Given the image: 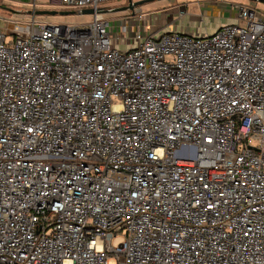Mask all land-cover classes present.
Masks as SVG:
<instances>
[{"label": "built area", "instance_id": "2783aa9c", "mask_svg": "<svg viewBox=\"0 0 264 264\" xmlns=\"http://www.w3.org/2000/svg\"><path fill=\"white\" fill-rule=\"evenodd\" d=\"M105 1L0 31V264H264V15L120 49Z\"/></svg>", "mask_w": 264, "mask_h": 264}, {"label": "rangeland", "instance_id": "374dc122", "mask_svg": "<svg viewBox=\"0 0 264 264\" xmlns=\"http://www.w3.org/2000/svg\"><path fill=\"white\" fill-rule=\"evenodd\" d=\"M198 1L199 0H155L143 4L141 6L142 10L140 8H135V15H133V11L131 10H124L118 12H108L105 14V17L110 20V31L116 45L118 44V38L122 35V40L119 44V47L121 48L127 45V40L129 38H134L137 33L135 31H138L140 28L139 25H135L132 21L134 19L140 21H143L144 19L146 20V16H143L144 12H148L147 21L152 24L153 30H160V32H182L187 34L195 33L199 35H211L225 22H227L225 24L231 23L232 21L238 23V11H233L234 14L228 13V16H223V12L217 15H208L206 20L203 19V22L201 23V13H204V11H201V9H199V11L197 10ZM101 4L102 7H106L107 9H115L127 6L129 4V0H110L102 2ZM49 10L62 12L73 11L75 9H71L63 5H57L50 7ZM181 10L184 11L183 15L180 14ZM28 18L29 17L25 13L19 15L13 10L4 7V9H0V31L4 33H12L14 31V23L16 21H20L16 19L25 20ZM42 18L49 23L83 24L92 21L93 15L80 14L77 11L75 14H48L43 15ZM125 22L129 25L132 24L129 27H131L133 31L130 28L128 30V26L125 25ZM120 239L121 237L114 239V245H116ZM110 264H115V262L112 261Z\"/></svg>", "mask_w": 264, "mask_h": 264}, {"label": "crops", "instance_id": "0c3cea01", "mask_svg": "<svg viewBox=\"0 0 264 264\" xmlns=\"http://www.w3.org/2000/svg\"><path fill=\"white\" fill-rule=\"evenodd\" d=\"M197 3H198L197 10L199 11V9H201V11H204V13L203 12L201 13L202 14V18L200 19L201 23L203 22V19L206 20L208 15H217V14L223 12L222 13L223 16H226V15L228 16V13L234 14L233 11L239 12L240 7L252 8V9L257 10L258 13H260L261 15H264V3L259 2V1H254V0H199ZM3 5H5V6H3ZM57 5H59V4L56 2V0L55 1L54 0H0V9H2V8L4 9V7H5L7 9L13 10L15 13H17L19 15L25 13L29 17L28 19H25V20L16 19V20H20L21 22H24V23L29 21L30 19H32L33 16L40 18V19H43L41 15L31 14L30 13L31 10L50 9V7L57 6ZM138 8H140L142 10L141 6ZM134 12L135 11H133V15H135ZM147 13L148 12H144V14H143V16L144 15L146 16V20L145 19L143 21L136 20V19H134L133 21L131 20L132 23H135V25L140 26L139 30L135 31V32H141L143 35L162 33V32H160V30H155V31L153 30L152 24H150L147 21V18H148ZM237 18H238V16H237ZM225 23H227V22H225ZM225 23H223L222 26H224ZM233 23H235V22H233ZM228 24H230V23H228ZM125 25L128 26V30L130 28L133 31V29L131 27H129L132 24L129 25L127 22H125ZM8 34H11V33H8ZM188 34H190V33H188ZM193 34H195V33H193ZM195 35H199V34H195ZM201 36H203V35H201ZM129 40H131V39L129 38L127 40V43ZM120 43L121 42H119L116 45L118 48H120V49L127 48V45L123 46V48L119 47Z\"/></svg>", "mask_w": 264, "mask_h": 264}, {"label": "water", "instance_id": "95a60500", "mask_svg": "<svg viewBox=\"0 0 264 264\" xmlns=\"http://www.w3.org/2000/svg\"><path fill=\"white\" fill-rule=\"evenodd\" d=\"M155 0H129V4L127 6L124 7H120V8H115V9H107L106 7H101L99 8L97 11L99 13H103L106 14L108 12H118V11H124V10H131L134 11L135 8H138L140 6H142L143 4H146L148 2H152ZM254 1H259L264 3V0H254ZM31 14L33 15H48V14H56V13H61V14H70V13H77V11L73 10V11H62V12H58V11H53V10H49V9H37V10H31L30 11ZM80 14H94L95 10L93 8H86V9H82V11L79 12Z\"/></svg>", "mask_w": 264, "mask_h": 264}]
</instances>
